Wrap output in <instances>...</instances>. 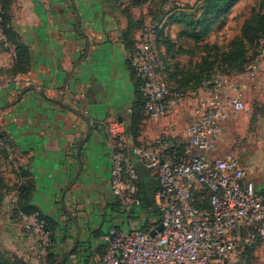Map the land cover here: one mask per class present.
<instances>
[{
    "label": "crops",
    "instance_id": "1",
    "mask_svg": "<svg viewBox=\"0 0 264 264\" xmlns=\"http://www.w3.org/2000/svg\"><path fill=\"white\" fill-rule=\"evenodd\" d=\"M124 10L138 11L132 3L120 5L114 0H49L47 9L35 0H12L10 4L11 26L17 40L28 49L30 65L27 72L16 76L19 85L8 81L12 79L7 70L14 52L0 33V130L5 139L0 144V248L27 264H43L44 258L37 259L28 251L9 209L10 198L17 199L18 189L27 184L32 187L29 204L53 218L52 252L60 260L77 233L68 213H73L80 227L77 250L64 264H97L101 235L110 225L146 230L158 221L157 213L146 223L137 216L139 209L129 215L113 205L116 199L109 190L112 148L118 141L125 149L148 145L161 133L177 136L175 127L188 119L193 104L206 92L201 87L188 91L179 106L159 121L145 118L134 138L129 122L136 81L130 53L122 41L127 26ZM138 37L136 33L132 38L137 41ZM189 97L192 104L188 111L183 103ZM67 107L89 118L88 137L86 122ZM112 121L124 126L117 139L107 130ZM80 141L83 144L77 156ZM79 162L81 170L70 185ZM136 165L140 167L138 162ZM141 176L145 185H156L151 172ZM254 184L264 190V182ZM256 252L264 258V242Z\"/></svg>",
    "mask_w": 264,
    "mask_h": 264
},
{
    "label": "built area",
    "instance_id": "2",
    "mask_svg": "<svg viewBox=\"0 0 264 264\" xmlns=\"http://www.w3.org/2000/svg\"><path fill=\"white\" fill-rule=\"evenodd\" d=\"M48 8L49 0H35ZM120 5L136 0H114ZM248 71L254 74L264 60V35ZM140 82L143 115L159 121L175 109L183 94L157 71L154 44L138 38L129 57ZM19 85L18 77L8 80ZM209 81V80H208ZM206 94L191 109V122L181 138L159 134L151 144L125 149L118 141L110 154L109 190L126 214L140 207L138 162L155 177L154 205L159 220L146 230L110 225L101 235L104 254L99 264H239L245 251L256 253L264 242V190L248 177L237 154L220 150L221 126L230 115L246 109L241 89L230 95L222 88ZM112 139L124 132L121 122L107 127ZM2 141L0 140V144ZM13 196L18 236L41 259L52 246L47 221L38 213L20 211ZM161 223L162 229L150 231Z\"/></svg>",
    "mask_w": 264,
    "mask_h": 264
},
{
    "label": "rangeland",
    "instance_id": "3",
    "mask_svg": "<svg viewBox=\"0 0 264 264\" xmlns=\"http://www.w3.org/2000/svg\"><path fill=\"white\" fill-rule=\"evenodd\" d=\"M142 1L145 2H141L137 6L136 13L130 12V10L123 11L127 19L124 31H130L132 36L138 33V38L147 37L155 43L157 51L164 61V66L170 70V76L175 74L176 69L183 70V67L188 64L193 66L195 62L200 61L202 56L209 53L208 63L203 66L202 71H205L206 74L209 73L210 78L202 86L205 88L225 86L223 91L230 95L235 90L243 91L246 109L228 117L222 129L220 146L222 149L234 151L240 162L246 166L251 180L261 186L264 182V60L259 63L254 74L248 71V66L244 72L237 73L225 65L227 60L222 52L228 49L231 41L242 36L243 28L248 21L255 23L257 15L260 16L264 12V0H236L218 16L210 15L209 22L204 26L205 33L200 36L197 42L190 37L181 36L182 30L190 29V26L185 24L187 21L182 14L189 15L192 19L200 17L204 12L205 0ZM3 2L4 0H0V10ZM143 12L146 13L143 14ZM201 27L203 26L197 25L196 31ZM168 37L172 39L174 45L166 54L161 43ZM245 46H248L247 55L250 58L253 57V60L258 49L256 52V48L249 45V42ZM181 47L191 49L193 52L188 55H180L177 51ZM13 52L15 59L16 53L14 50ZM174 79L182 78L175 77ZM191 101L192 98L189 97L183 103L188 111L192 104ZM188 115V119L181 120L175 127L174 135H177L178 138L182 137L186 126L191 122V116ZM113 205L116 209H123L117 203ZM155 212L154 205L145 206L141 201L137 216L142 217L147 223L148 217L151 218V221L154 220L152 214ZM250 259L249 264H264V258L262 259L257 252L252 253Z\"/></svg>",
    "mask_w": 264,
    "mask_h": 264
},
{
    "label": "trees",
    "instance_id": "4",
    "mask_svg": "<svg viewBox=\"0 0 264 264\" xmlns=\"http://www.w3.org/2000/svg\"><path fill=\"white\" fill-rule=\"evenodd\" d=\"M235 1L236 0H205L204 5H203L204 12L200 17L196 19H192V17H190L189 15L182 14L185 20L187 21L185 24L190 26V29L182 30L180 32L181 36L187 37V38L190 37L192 38V40L197 42L200 36H202L205 33L204 26L206 23L209 22V16L210 15L218 16L225 8H227L230 4H232ZM11 2L12 0H4L2 4V8L0 10V29H1V34L5 38V41L10 43V45L13 47V50L16 53L15 59L11 67L7 70V74L13 78V77H16L28 71V67L30 65V55H29L28 49L17 40V35L15 31L12 29L11 22H10L11 21L10 13H9ZM141 2L143 3L145 1L136 0L132 2V4L135 6H138L141 4ZM254 22L255 23H253L252 21H248L243 28L242 36L238 39L231 41L228 45V49L222 52V55L225 56V59L227 60L225 65L229 66L234 72H237V73L244 72L246 70V67L249 65L250 60H252L253 58V57L250 58L247 55L248 46L247 47L245 46L247 42H249V45H253V47L256 48V52H257L259 40L264 35V12L260 16L257 15V18ZM197 25L203 26V27H201V29L196 31L195 28ZM132 37L133 36L130 33V31H126V30L123 31L122 41L126 49L129 51L130 55L133 52L135 44L137 42V41H134ZM243 37H244V40H243ZM153 44H154V50H155L156 60L158 64L157 71L159 72L162 79L167 84H169L171 87H173L174 89H176L183 95L186 94L188 91L196 90L202 87L203 83L208 78H210L209 73L206 74L205 71H202L203 66L208 63L207 57L210 55L209 53H206L204 56H202L200 61L195 62L193 66H190V64H188L187 66L183 67L184 68L183 70L178 71L176 69V71L174 72L175 74L177 73V76H175L174 73L172 74V76H170V73H169L170 70L167 68V66H164V61L161 58V55H159L157 48L155 46V43ZM161 44L164 47L166 54L170 51V48H172V46L174 45L170 37L166 38L165 41ZM191 52H193V50L185 49L183 47H181L177 51V53L180 55L181 54L188 55ZM130 69H131L133 78L136 81V91H135V102L131 108V120L129 122V128L131 130L132 136L136 138L139 134L141 122L145 119V116L143 115L144 100H143V96L140 91L141 84L136 79L132 68ZM175 77L176 78L180 77L182 79H174ZM0 140L3 143H5L4 134L1 130H0ZM135 167H136V170L139 176V192H138L139 198L145 206L154 205V194L157 190V183L155 186L145 185L141 179L142 178L141 174L143 172L145 174H148L149 170L144 168L141 164H140L141 168L138 167L137 165ZM2 184L3 182L0 179V203L2 201V195H1L2 190H3ZM31 189L32 187L30 184L25 185L22 189L21 188L18 189V195H17V201H16L17 208L20 211H23L24 213H27V214L38 213L40 217L44 218L47 221L48 227L51 231L52 246L46 249V253L42 257L44 258L43 264H60V258H58V256L54 254V252H52V249L55 246L53 218L42 214L38 209H36L35 207H32L29 204L28 195L30 194L29 192ZM116 203L120 207H122L117 200H116ZM11 213L13 216H15V210L11 211ZM155 213H157L159 217V213L157 210ZM69 216H72L74 218L73 213H68V217ZM69 219L71 220V217H69ZM76 250L77 249L75 248L71 252V254L75 253ZM98 250H99L100 259H101L104 254L103 246L101 245ZM251 254H252L251 250L245 251L239 264H249V260H251L250 259ZM0 264H27V263L19 259L17 256L0 248Z\"/></svg>",
    "mask_w": 264,
    "mask_h": 264
},
{
    "label": "water",
    "instance_id": "5",
    "mask_svg": "<svg viewBox=\"0 0 264 264\" xmlns=\"http://www.w3.org/2000/svg\"><path fill=\"white\" fill-rule=\"evenodd\" d=\"M67 108H68V110L71 111L73 114H75L76 116L80 117L83 121L86 122V124H87L86 137H88V135H89V131H90V120H89V118H88L84 113H82L81 111H78V110H76V109H74V108H72V107H67ZM82 144H83V141H80V142L78 143V147H77V156L79 155V152H80V150H81ZM81 167H82V166H81V164H80V162H79L78 171H77V173L75 174L74 179L71 181L70 185H72V184L74 183V181L77 179L78 174H79V172H80V170H81ZM70 185H68V186L66 187V190L70 187ZM63 194H64V193L61 194L60 201L63 200ZM64 209H66V207H64ZM69 217H71L72 222L75 224V226H76V230H77V233H76V235H75V238H74V241H73V243H72L71 248H70V249L65 253V255L61 258V260H60V264H63V263H64V260H65V259L71 254V252L76 248L77 243H78V239H79V235H80V227H79V225H78L76 219L73 218L72 216H69ZM161 229H162V224L159 223V224L155 227V229L151 230L149 233H150L151 236H153V235H155V233H156L157 231H160Z\"/></svg>",
    "mask_w": 264,
    "mask_h": 264
}]
</instances>
